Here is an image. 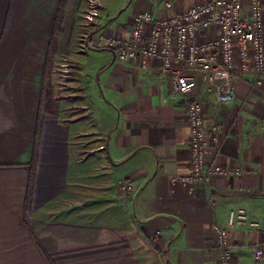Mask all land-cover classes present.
Returning <instances> with one entry per match:
<instances>
[{
  "label": "crops",
  "instance_id": "1",
  "mask_svg": "<svg viewBox=\"0 0 264 264\" xmlns=\"http://www.w3.org/2000/svg\"><path fill=\"white\" fill-rule=\"evenodd\" d=\"M85 1L0 0V264H219L212 226L237 207L260 223L231 230V264H250L264 248V75L236 77L226 104L207 85L192 93L221 127L209 160L242 171L183 181L187 96L156 59L76 49ZM101 1L97 32L127 34L143 10L202 0H130L124 19ZM61 3L54 57L67 73L47 63Z\"/></svg>",
  "mask_w": 264,
  "mask_h": 264
},
{
  "label": "built area",
  "instance_id": "2",
  "mask_svg": "<svg viewBox=\"0 0 264 264\" xmlns=\"http://www.w3.org/2000/svg\"><path fill=\"white\" fill-rule=\"evenodd\" d=\"M264 0H202L182 9L173 3H164L163 15L143 10L134 16L127 34H115L110 29L97 32L101 0H87L81 21L82 48H106L122 61L140 56L156 59L172 83L175 93L187 96L189 128L190 171L183 181L207 182L217 176H237L234 169L209 160L207 148L218 142L219 125L207 126L203 102L194 91L207 85L215 91L220 103L236 98V77L254 76L261 84L264 75ZM64 73L69 71L63 65ZM66 76V75H65ZM121 188L131 189L130 182H121ZM260 223L250 217L244 207L232 209L226 222L212 226L219 264H231L234 244L231 230L258 228ZM250 264H261L264 248L255 246Z\"/></svg>",
  "mask_w": 264,
  "mask_h": 264
},
{
  "label": "rangeland",
  "instance_id": "3",
  "mask_svg": "<svg viewBox=\"0 0 264 264\" xmlns=\"http://www.w3.org/2000/svg\"><path fill=\"white\" fill-rule=\"evenodd\" d=\"M85 2H87V1H85ZM129 2H130V0H117V1H115V3L112 6V8L115 11L113 13V15L114 16L115 15L121 16L122 19L126 18L127 15H128L127 6L129 4ZM86 8H87V5L86 6H76L75 7L76 12L77 13L79 12V14L76 17V22H78V27L75 30L76 41H75V46L74 47L76 49H80V51L87 49V48H81L82 47V39L81 38H82V34H83V28L81 26V21H82V18L84 16V14H85ZM109 11H110V8H109ZM100 12H101V10H100ZM101 14H102V12H101ZM117 19H120V17L117 18ZM121 27L124 28V29H128V27L120 26V28ZM56 30L57 31H55L54 36H53L55 38L57 37V34H59L58 32H60L59 28L56 29ZM125 31H129V30H125ZM76 33H77V35H76ZM72 49H74V48H72ZM56 53H57V55L59 54L57 52V49L55 48V51L52 52L50 58L47 59V63L49 65V67L50 66L52 67V66L55 65V67L57 66L60 69H64L63 65L67 64V68H70L71 67V62L67 60V56L63 57L62 55H60V56L54 57V56H56Z\"/></svg>",
  "mask_w": 264,
  "mask_h": 264
},
{
  "label": "trees",
  "instance_id": "4",
  "mask_svg": "<svg viewBox=\"0 0 264 264\" xmlns=\"http://www.w3.org/2000/svg\"><path fill=\"white\" fill-rule=\"evenodd\" d=\"M62 3H61V8H60V10H59V14H58V16H57V26H56V29L58 28V24H59V21H60V12L62 11ZM56 40L54 39V37H52V39H51V42H50V45H49V50H48V56H47V58L49 59L50 58V56H51V54H52V52L53 51H55V48H56ZM50 88H49V86H47V91L49 90ZM48 95V94H47Z\"/></svg>",
  "mask_w": 264,
  "mask_h": 264
}]
</instances>
